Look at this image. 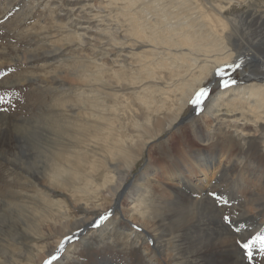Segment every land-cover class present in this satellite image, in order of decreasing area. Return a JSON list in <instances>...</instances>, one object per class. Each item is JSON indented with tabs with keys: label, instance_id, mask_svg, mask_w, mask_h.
<instances>
[{
	"label": "rangeland",
	"instance_id": "rangeland-1",
	"mask_svg": "<svg viewBox=\"0 0 264 264\" xmlns=\"http://www.w3.org/2000/svg\"><path fill=\"white\" fill-rule=\"evenodd\" d=\"M201 1L203 4L201 5L209 11L207 13H212L210 22L217 30L214 38L217 37L219 40L220 36V27L215 26L216 24L213 22L219 15L217 9L212 10L211 4L215 2L216 7H224L221 12L226 22L229 19L235 21L233 26L232 24L228 25L227 32L233 33L235 38L242 39L243 42L240 41L242 46L238 48L234 45V47L229 46L227 50L233 53L231 60H215L217 55L220 57L224 54L227 55L226 50L209 56L205 66L210 67L215 61L219 63L213 73L205 75L203 82H199L198 78L186 81V90L200 85L184 108L183 117L178 119L175 127H171L151 141L140 159L135 165H132L131 170L129 169V178L126 181L130 185L131 181H134L141 172L150 169L153 170V173L155 171L158 173L154 181L162 183L153 185L158 191L170 192L172 190L170 186L178 188L179 192L183 190L186 194L199 191L195 197L199 198L201 203L191 208L197 213L196 217L197 215L203 216L198 220H201L205 225L191 226L189 223L182 226L180 233L182 240L181 243L178 242L177 246V252L183 259L179 260L181 264H190L188 262L193 259L196 264H223L226 262L225 253L230 248L231 236L237 240L241 252L245 254L243 256L247 264H264V250L260 248L259 242L252 244L251 256H249V250L242 247L244 241L240 240L241 235H239L243 232L242 234L245 233L244 235L251 239L264 234V207L257 211L250 209L249 212L244 213L242 206L244 201L239 198V192L247 195L240 194L250 200L257 195H249L251 192L247 189L236 191L234 186L238 185L237 181L240 180V177L237 178L236 175L235 179L228 180L231 190L226 187L227 191H223L217 181L219 177L217 175L221 172L219 171L215 175L211 170L217 165L214 163L216 161L214 159L227 152L226 150L230 151L232 146H236L235 150H239L245 155L251 154L252 157L249 160L247 158L239 159V161H244L243 164L246 162L245 160H248L252 166H255L254 161L257 160L260 163L258 166L263 165L264 167V144H261V139L241 136L239 134H242L243 131L240 127L234 126V123L240 120L243 123H252L251 120H256L259 114H264L263 108L256 109L258 105L255 103L241 104L242 101H245L244 97H241L243 95L241 92H245L244 89L247 91L253 89L262 93L264 90V75L257 74V70L264 73V0ZM154 5L159 6L160 12H163V15L151 13L155 20L161 22L162 27L156 29L158 32L155 33L154 29L148 24L147 26L150 29L148 33L155 35L154 38L158 42L160 40L157 39V36L162 40L161 42L171 45L175 44L173 37H177L179 42L183 38H187L185 35L187 27L181 26L180 22L192 18L197 20L194 23L197 26L190 30L191 33L202 32L204 28L208 29V27L212 28L209 22L198 21L195 14L177 20L179 16L185 15V10H191L187 0H158ZM145 8L147 9L144 10ZM150 9V6L144 5V0H0V129L8 132L5 136L7 141L14 135L21 137L16 142H20L29 150V153L26 152L28 154L25 159L30 163L34 162L38 170L35 173L28 168L26 170L25 166L22 165L21 168L0 155V220H7V230L9 231L13 225H21L22 218L28 225L29 217L32 218V212L36 209L39 215L42 214L43 218H46L43 213L45 207L48 205L51 209L50 203L55 200L63 201L61 206H63L62 210L64 209L66 212L68 221L76 219L87 211L91 215L93 212L104 213L105 209L102 210L103 206L101 205H112L110 206L112 212L110 217L112 218L108 222V226L100 221L97 225H92V229L84 238L82 237L83 233L76 236L72 240L73 247L69 249V253L66 256H60V260L54 264H162V262L167 264L165 261L167 256L165 253H161L158 245L151 240L148 233L136 229L134 233H131L130 239L127 237V232L131 231H127L125 226L130 219L123 215L121 205L126 203L130 208L142 190L135 192L129 198L127 197L129 190H124L125 195L122 193L120 202L118 201V205H114L109 204L110 198L106 196V192L99 194L95 199L92 197L83 199L82 191L73 189L78 184L68 188L64 187V184L58 187L57 181H52L51 184L47 173L52 165L55 152L62 150L69 158L72 155L73 161H70L69 158H67L69 160L65 159L66 155H61L59 161L65 167L72 168L73 173L77 169L82 175L81 172L91 169L96 174L92 172L100 185L110 182L109 178L117 176L113 172L106 173L111 168H109V164H99L100 160L105 158L108 153L100 152L97 149L99 146H104V140L97 139L96 135L100 130L95 129V123H99L101 115L107 116V120L104 119L103 123L105 124L104 129L108 128L103 130L107 135L110 128L117 129L121 122L124 123L130 119L127 122L130 127H133L134 122H137L135 115H138L139 109L146 107L142 105L138 97L141 91L140 84L130 83L127 86L128 79L132 75L135 76L137 71L138 74L140 71H145L144 63L149 57L146 54L151 47L131 45L132 50L127 47L125 51L121 52L119 44L106 38L105 40L100 38V40L99 37L106 32L109 36L110 30L117 26L122 28V33H125L126 26L121 21L128 20V15L131 13L148 20L145 18V12ZM155 20L148 21L156 27L158 25L155 24ZM166 22H172L173 26V36L168 38L165 36V29L168 27ZM148 33L146 32V34ZM214 38L204 35L202 39L198 40L201 42V46L206 48V51H202L203 54H208L207 50L213 44ZM128 41L131 43L133 39L129 38ZM188 49L190 46H186V50L182 52L186 53ZM192 51L195 52L193 49ZM184 58L185 61L188 60L187 56ZM123 59L127 61L124 63ZM236 64H242V66L236 68L234 66ZM99 67H103L101 73L98 72ZM132 69L137 70L134 72ZM180 69L178 68V70ZM254 70L256 72H253ZM147 73V76H150V73ZM162 73L169 74L166 71H162ZM202 73L203 75L206 73L204 69ZM198 74H200L199 70L195 75ZM94 75L101 78V81H89ZM103 76L108 84L102 83ZM232 80H235L236 83L233 84ZM225 82H227V86ZM118 84L119 86H117ZM159 84L166 86L163 79H160ZM204 87H209L212 91L209 93L208 99L204 101L203 111L197 113L190 101ZM235 93L239 95H235ZM114 94H118L116 99L113 97ZM225 94H229L227 100L222 98ZM218 95L221 102H224L222 107H217L220 109L216 112L219 115H214V112L208 114L207 111H211V109L208 110L209 104H214V99ZM158 96L160 95L156 93L152 97L154 99ZM168 96L170 99L174 95L170 93ZM83 98L85 101L81 100ZM260 98L262 99V97ZM232 99L241 101H237L236 106H227V103ZM93 100L94 102L103 100L107 106L100 109L99 104H92ZM248 101L254 102L253 100ZM164 106H166V110L171 109V100L165 102ZM146 109L150 111L149 107ZM165 113L167 111H162L161 115H165ZM91 114L93 115L90 116ZM128 116L130 117L127 119ZM152 116H154L153 113ZM157 116L155 115V123L159 121ZM242 117H247V119L243 120ZM257 125L260 126L258 123ZM259 129L264 133L261 126ZM207 131L208 134L205 133ZM244 132H246L245 129ZM2 133L4 132H0V143L3 138ZM251 133L259 135L260 132ZM79 143H81L80 146ZM208 144H210V148H208ZM215 144L223 149L213 147L216 146ZM16 146V144H5L6 149H16ZM73 148H77V153H73L75 151ZM0 150L3 149L0 148ZM179 151L182 152L179 153ZM82 159L87 161L86 165L89 167L87 171L83 169ZM119 163L124 168V161L121 160ZM211 175H214L212 183L208 180ZM197 180H201V184H195L194 182ZM51 190L52 193H47ZM205 190L213 202L207 200L208 194L204 195ZM258 191L264 195V188L255 189L254 193ZM44 192L47 193L46 198L42 195ZM211 193L223 194L229 203L227 205L218 203L217 198L213 197ZM236 197L238 198L234 200ZM153 198L154 208L151 210H156L155 204L159 200L157 196ZM95 204H100V207L95 208ZM248 208L250 207L248 206ZM86 209L88 210L86 211ZM178 209L183 211L181 215L183 216L186 207L181 206ZM56 213L58 214V212ZM192 213L189 212L190 215ZM89 223L91 221L87 222V224ZM39 224L44 227L42 235L28 234V238L22 242L24 244L27 242L25 249L30 250L29 252L33 254L38 252L35 245H55L60 236L59 229L62 228L51 225L53 224L51 220H46L45 223L41 221ZM240 226L242 227L240 228ZM95 228L100 230L96 231ZM257 228L263 229V232L258 230L255 234L253 231ZM0 237V261H7V264H30L29 256L27 258L25 254H19L22 249L17 244L9 243L7 248L4 236L0 234ZM191 246L192 248L200 247V250L208 253L212 260L202 258L204 255L190 257L189 255L196 252H189ZM34 257L35 264H38V256ZM47 257L42 260V264Z\"/></svg>",
	"mask_w": 264,
	"mask_h": 264
},
{
	"label": "bare ground",
	"instance_id": "bare-ground-1",
	"mask_svg": "<svg viewBox=\"0 0 264 264\" xmlns=\"http://www.w3.org/2000/svg\"><path fill=\"white\" fill-rule=\"evenodd\" d=\"M137 1H139V0H137ZM157 1L158 0H144V5H147V7L148 6L151 7V9L148 12H145V18H147L149 21L155 20L153 18L154 16L151 13L163 15V12H160L161 9H159V6L154 5ZM187 1H189V3H190L191 10L190 11L185 10L184 11L185 15L179 16L177 18V20H179L181 17H190L188 15L195 14L196 17L198 18V21L209 22L211 24L212 28L208 27L207 24H205L206 27H208V29L204 28V30L202 32L197 31V32L191 33L190 30L194 29L197 26L196 24H194L195 22H197V20L195 18H192L190 20L180 22L181 26L187 27V29L185 30V35L187 36V38L185 37L179 42V39L177 37H173V41H175V44L171 45V44H166L164 42H161L162 40L157 36V39L160 40V42H158L154 38L155 35L148 33V31H150L148 26H150L152 29H154L155 30L154 32L157 33L158 30H156V29L162 27L160 21H158L157 19L155 20V24L158 25L155 27L152 24H150V22L148 20H145L144 18H141V17L131 13L128 15L129 16L128 20L121 21V22L125 23L124 24L126 26L124 29L125 33H122V28L117 26V28L110 30L111 32H109V36H108V32H106V34H102V36L99 37V39L104 38L103 40H105V38H106L108 40L114 41V43L119 44L121 52L125 51L127 47H130L132 50L133 47L131 45H133V46L143 45L144 47H151L149 49V51H147V54H146V55H149L148 60L144 63V67H145L146 72L143 70V71H140V74H138V71H137L135 76L132 75L131 78L128 79V85H127V86H129L130 83H135V85L137 83L140 84L141 91L139 92L138 97H139L142 105L145 106L146 108L149 107L150 111L147 110L146 108L139 109L138 115H135L137 118V122H134L133 127L128 126L129 124L127 123L130 120V119H128L131 116L130 115L127 117L128 121L126 120L124 123L121 122L118 125L117 129H115L114 127L110 128L107 135L104 134L103 130H106L108 128L104 129L105 124H103V123L105 122V120H107L108 117L104 116V114H103L100 116V120L98 121L99 123H97V122L95 123V129L97 128V130H100V132L96 135L97 139L98 140H101V139L104 140V146H99V147H97V149L100 152L106 151L108 153L107 155H105L106 157L103 158L102 160H100V163L98 161V163L100 165L109 164V168L110 167L111 168H110V170H107L106 173L113 172L117 176H113V177L109 178L111 180L110 182H105V183L100 185L99 182L97 181L96 177H95L96 174L91 169H89V171H87L89 167L86 165L87 161H83L84 159H82V161L84 163L82 162L81 164L83 165V169H85L87 172H81L82 173V175H81L80 172H78L76 169L75 172L73 173L72 168L70 169L68 167H65V165L61 164V161H59L61 159V155H66L65 153H63L64 151H62V150L55 152V156L53 157V162H52V165L50 166V170L47 171V173L49 174V177L51 179V184L53 183L52 181H57L58 187H60V185L64 184V187L68 188L71 185L78 184V186H75L73 189L76 188L77 191L81 190L83 199H87V197H92L95 199L98 197L99 194L106 192V196H109V198H110L109 204L116 205L118 203V201L120 200V197H121L124 190H129V192L127 193L128 198L132 197V195L135 192L142 190V192L138 194V197L135 199L134 204L130 208L127 207L126 203H123L121 205L122 206L121 208L123 209V215L125 217H127L128 219H130V221H128V223H126L127 224L126 226L129 229L125 226V229L127 231H131V232H127V234H128L127 237L130 239L131 233H134L136 229L148 233L150 235L151 240L154 243H156V245H158V248L160 249L161 253H165V255L167 256L168 261L165 260L167 264H181L179 260H183L181 258V256H179V253L177 252L178 242L181 243L180 241L182 240L181 235H180L182 226H186L189 223L191 226H194V225H196V226L197 225L198 226L203 225L204 226L205 225V223H202L201 220H198L199 217L201 219V217H203V216L197 215V217H196L197 213L194 212L193 208H191L192 206H196V205H199L198 203H201L199 198L195 197L196 194L199 193V191L196 190V191H194L193 194H186V193H184L183 190H182V192L181 191L179 192L177 190L178 188H176V187L173 188L171 186H170V188L172 190L170 192L158 191L156 188L153 187V185L154 184L159 185L162 183L154 181V179L157 177L158 173H157V171H155L153 173V170H150V169L148 171L141 172L135 178L134 181H131V184L129 185V183H127V181H126L127 178H129L128 177L129 171L131 170V167H133L132 165L133 164L135 165V163L143 155V153L145 152L146 148L151 143V141L156 139L157 137H159L163 133H165L171 127H175L178 119H181L183 117L182 113H183L184 108L187 106V104H188L189 100L191 99V97L193 96L195 90L200 85V84L198 86L196 85L195 87H191L190 89L186 90L185 89L186 81H190L191 78H198L199 82L202 81L205 78V75L207 76V75H210L211 73H213L216 65L219 63V62L215 61V63H213L212 66H210V67L205 66V64L208 62L209 56H212L213 54L218 53V51H225L226 50L228 53L227 55L224 54L222 57H220V55H217L218 57H216L215 60H218V59H220V60H224V59L231 60L233 57V53L230 52V50H227L229 48V46L234 45V46H237L236 48H238V47L242 46L241 42H243V40L240 39L239 37L235 38L233 33L227 32L228 25L232 24V26H233V23H235V21L231 20V19H229V20L226 19L228 22L227 23L223 19L224 16L222 15V12H221V9L224 8L223 6L216 7L214 5L215 2H214V4H211L213 6L212 10L217 9L218 14H219V15L216 14V15H218V18H216L213 21L216 24L215 26L220 27V29H219L220 36H219V40H218L217 37L214 38L217 30L214 27V25L210 22L211 17H212V13H207L209 11L206 10L202 6L203 4L201 3L202 2L201 0H195L193 2H192V0H187ZM146 9L147 8H145L144 10H146ZM147 24H148V26H147ZM166 24L168 25V27L165 29V34H166L165 36H166V38H168V37L173 36V33H172V27L173 26H172V22H166ZM124 25H123V27H124ZM146 29H148V30H146ZM145 30L148 34H146ZM76 33H77V31H76ZM204 35L214 38L213 44L210 45L209 49L207 50L208 54H203L204 52H202V51H206V48H203L201 46V42L198 41V40L202 39ZM80 37H81V35H80ZM129 38H132L133 42L128 43ZM96 40H97V38H96ZM117 44H116V47L118 46ZM173 46H174V48H173ZM186 46H190V49H188L187 52L184 53L182 51L186 50ZM191 48L193 50H195V52H193ZM185 56L188 57L187 61H185V58H184ZM124 58H127V57H124ZM123 60H124V63H125V61H127L125 59H123ZM241 66H242V64H241ZM102 68L103 67L98 68L99 73L102 72ZM178 68H181V69L178 70ZM203 69L206 72L204 75L202 73ZM263 69H264V65H263ZM136 70H133V71L136 72ZM198 70L200 71V74L195 75V73ZM162 71H166L169 74L168 75L163 74ZM147 72L150 73V76H147L148 75ZM253 72H256V70H254ZM257 74L258 75H264V73H262L259 70H257ZM160 79H163L166 82V86L159 84ZM125 80H126V78H125ZM89 81L98 82V81H101V78H99V77L97 78L96 75H94L91 77V79ZM106 81H107L106 78L103 76L102 77V83L108 84ZM124 83L127 84V82H124ZM117 86H119V84ZM244 90H245V92H241L243 94L241 97L242 98L244 97L245 101H242L241 104L242 105H249V104L255 103L256 105H258L257 106L258 108H256V109L263 108V110H264V90H263V93L257 92L256 90H253V89H250L248 91L246 89H244ZM125 91H127V90H125ZM156 93H158L160 96H158L157 98L154 97V99H153L152 96H154ZM170 93L173 94L174 96L169 99L168 95ZM122 94H123V92H122ZM162 95H164V96H162ZM235 95H239V94L235 93ZM245 95H248V97H245ZM117 96H118V94H114L113 97H115V99H116ZM260 97H262V99ZM222 98L227 100L229 98V94H225L224 96H222ZM81 100H84V98ZM169 100H171V109L166 110V106H164V103L168 102ZM248 100H253L254 102L248 101ZM237 101L240 102L241 100L232 99V100H230V102L227 103L228 104L227 106H229V105L230 106H236L237 104H235V103H237ZM213 103L214 104H209L208 110L211 109V111H209V112L207 111V113L213 114V112H214V115L215 114L219 115V113H216V112L220 111V109H217V107H222L224 102H221V98L218 95L215 97ZM92 104H99L101 107L100 109H103L107 106V105H105L106 102H104L103 100H101V102H99V101L94 102V100H93ZM162 111H167V113H165V115H161ZM152 113L154 116H152ZM227 113H229L228 110H227ZM92 115L93 114H91L90 116H92ZM155 115H158L157 117L159 120L156 123H155ZM225 116L227 117V115H225ZM242 118H243V120L247 119V117H242ZM251 121H252V123H243L240 120L239 122H235L234 126L240 127V129L243 131L242 134H239V135L250 137V138L256 137L257 139H261V141H262L261 144H264V133H262L261 130L259 129L260 126H261V128L264 129V114H259L257 116L256 120H251ZM257 123L260 126H258ZM124 124H126V125H124ZM244 129L246 130V132H244ZM2 130L3 129H0V132H4V133H2L3 138H2V141L0 143V146H1L0 148H2L3 150H0V155L3 158L11 161L12 163H14L18 166H21V168L23 165V166H25L24 168H26V170L28 168L31 171H33L34 173L36 171H38L36 169L33 161H31L33 163H30L29 160L27 161L25 159V158H27V154L29 153V150H27L24 146H22L20 144V142H16L18 139L20 140L21 137H16L14 135V136H11V139L9 141H7L5 136L8 134V132H6V130H4V131H2ZM64 132L66 133L65 130H64ZM251 132H260V133H259V135H254ZM205 133L208 134V131ZM89 138H91V136H89ZM79 142H81V140ZM5 144L6 145L16 144L17 148L16 149L15 148L14 149H12V148L6 149ZM80 144L81 143H79V146H80ZM215 145L216 146H213V147L223 149L218 144H215ZM208 148H210V144H208ZM76 149L73 148V150H75L73 152L74 154L77 153ZM235 149H236V146H232V149L230 151L226 150L227 152L222 153L221 155L216 157L214 159V160H216L214 163L217 165L215 168H213L211 170L214 171L215 175L217 174V172H219V171L221 172L219 175H217V176H219L217 178V181H218V183L221 186L223 191H227V188L230 189V187L228 186L229 185L228 184L229 179H230V181L232 179H235L234 178L235 175L237 178L240 177L239 178L240 180L237 181L238 185L234 186V189L236 191H238L239 189H247L251 192V194H249V195H253V194L257 195V197H253L254 199L252 198L251 199L252 201H251L249 198H245L242 196V195H245L244 193H242L241 191L239 192V195H238L239 198L243 199L242 201H244V203L242 205L244 207V213H246V211L249 212L250 209H256V211H257L258 209H261L264 207V195L262 193H259V191L254 193L255 189L260 190V189L264 188V167H263V165L258 166V165H260V163L257 160L254 161L255 166H252L250 164V162L248 161L252 157L251 154L248 156V155H245L243 152H239V150L236 151ZM26 152H28V153H26ZM181 152L182 151H179V153H181ZM39 153H42V152H39ZM98 154H100V153H98ZM47 157H48V155H47ZM64 157H65V159L69 158L68 155H66ZM71 157H72V155H71ZM71 157L69 159H71ZM74 157H75V155H74ZM240 158H247L248 160H245L246 162L243 164L242 162H244V161L243 160L239 161ZM69 159H67V160H69ZM62 160H64V159H62ZM121 160L124 161V163H123L124 168H122L120 166V165H122L119 163V161H121ZM70 161H73V160L71 159ZM256 162H258V163H256ZM150 166H153V165H150ZM31 171H30V173H32ZM37 173H39V172H37ZM43 174H45V173H43ZM205 174H209V173H205ZM32 175H33V173H32ZM44 177H45V175H44ZM213 177H214V175L209 176V179H208L209 182L212 183ZM200 182H201V180H197L194 183L199 185V184H201ZM202 188L203 187L201 186V189ZM52 192L53 191L51 190L47 193H52ZM39 193H38V195H39ZM47 193L44 192L42 194L44 198H46ZM123 194L125 195V193H123ZM207 194L208 193L205 190L204 195H207ZM240 194H242V195H240ZM155 196H157L159 201L156 202V204H155L156 210H151V208H154V198L153 197H155ZM245 196H247V195H245ZM237 198L238 197H236L234 200H236ZM207 200L210 202H213V199L211 198V196L209 194L207 196ZM62 203H63V201H58V202L56 200L54 202L51 201V203H50L51 209L48 205H46L45 212H43V213H45L46 218H43L42 214L39 215L36 211L37 209L34 210L32 212L33 220H32V218L29 217V223H27L28 225H26V221L22 218L21 220L23 221V223L21 225H19V224L13 225V227L10 231L7 230V226H8L7 220H5V219H3L2 221L0 220L1 221L0 234H2L4 236L3 237L4 242L6 243V245L5 244H3V245H5L7 247V246H9V243L17 244L18 247L20 249H22L21 252H19V254L20 255L25 254L27 258L29 256L28 260H30V262H29L30 264H35V262H36L35 257H34L35 255L38 256V260H37L38 264H40V263L42 264L43 263L42 260L46 256H48V257L44 261V264H48L49 261H51V264H54L53 260H51V257L57 255L58 252H61L60 245L62 243L64 244V249L61 252V256H66V254L69 253V249H71L73 247V244H71L72 240L75 239L76 236H78L79 234H82V233L84 234V236L82 235V237L84 238L85 235H87L89 233V230L92 229V225H97L100 222L99 217L103 216L107 212L111 211L110 206H112V205H106V204L104 205L103 204L101 206H103L102 210L105 209V212L104 213L99 212V214H97L96 212L95 213L93 212L92 215L87 211L88 209H86V211L88 213L85 212L83 215L78 216L76 219L68 221V218L65 215L66 212H64V209L62 210V207H63V206H61ZM250 203H252V204H250ZM99 205L100 204H95V206H96L95 208L100 207ZM181 206L186 207L185 214L183 216H181L183 211L181 209H178V207H181ZM248 206L250 208H248ZM56 212H58V214ZM189 212H193L194 214L192 213L190 215ZM187 213L189 215H186ZM64 215H65L66 219L64 218ZM111 218L112 217H109L107 220L103 221V223L108 226V222L111 221ZM45 219L51 220L53 223L51 225L62 227L61 229H59L60 236H59L58 240L56 241V244L53 246L52 245H43V246L35 245L36 248L38 249V252L36 254H33V253L29 252L30 250L28 251V249L27 250L25 249V245L27 246V242L25 244L22 242H24V240L26 238H28V234L29 235H32V234H37V235L41 234L42 235V233L44 232V227L42 224H39V222L43 221L45 223V221H46ZM255 219H257V218H255ZM197 220H198V222H197ZM88 221H91V223L87 224ZM195 221H196V223H195ZM51 225H50V228H52ZM243 226H246V225H243ZM48 227H49V224H48ZM241 227L242 226H240V228ZM94 230L99 231L100 229L95 228ZM258 230H259V228H257L253 232L256 234V232ZM193 231H194V229H193ZM261 231L263 232V229ZM100 232H102V231H100ZM57 233H59V232H57ZM242 233H239V235H243L245 237L247 236V235H244L245 233L244 234H242ZM219 235L221 236V234H219ZM36 244H38V243H36ZM182 247H184V246H182ZM7 248L5 249V251L7 250ZM189 248H191L189 250L190 253L192 251H196V252L192 253L191 255H189L190 257H192V256L193 257L194 256L195 257L196 256H203L204 255L202 258H207L206 260H212L211 256H209L208 253L200 250V247L199 248H192V246H191ZM240 248L241 247H239L237 240L234 239V237L232 238V236H231L230 248H228L227 252L225 253L226 262H224L223 264H247L245 261V258L243 256L245 254H243L241 252ZM251 249H252V247H251ZM242 250H243V248H242ZM179 251L181 252V250H179ZM202 253H204V254H202ZM9 254H11V253H9ZM32 254H33V256H32ZM184 254H185V252H184ZM186 256H188V255H186ZM183 258H184V256H183ZM16 261H17V259H16ZM188 263L196 264V261L193 259V260L189 261ZM0 264H7V261L2 260V261H0ZM162 264H164V263L162 262Z\"/></svg>",
	"mask_w": 264,
	"mask_h": 264
},
{
	"label": "snow or ice",
	"instance_id": "snow-or-ice-1",
	"mask_svg": "<svg viewBox=\"0 0 264 264\" xmlns=\"http://www.w3.org/2000/svg\"><path fill=\"white\" fill-rule=\"evenodd\" d=\"M236 68H240L241 67V64H236L234 65ZM232 83L235 84L236 81L235 80H232ZM225 85L227 86V82H225ZM211 88L209 87H204L202 89H200L196 95H195V98L193 100L190 101L191 104L194 105V111H197V113H199L200 111H203V104H204V101L208 99V95L209 93L211 92ZM211 195L213 197H216L217 198V202L218 203H222V204H225L227 205L229 203V201L227 199L224 198L223 194H217V193H211ZM112 215V212L109 211L107 212L105 215L103 216H100L99 217V220L100 221H105L107 220L110 216ZM236 215H239V213H236ZM240 240L241 241H244L243 244H242V247L244 249H247L249 250V256L251 255V246L253 243H256V242H259V245H260V248L262 250H264V234H261V235H257L255 236L254 238H247L243 235L240 236ZM64 249V244L62 243L60 245V250L61 252L63 251ZM61 252H58L57 255L55 256H52L51 257V260H56V261H59L60 260V256H61ZM48 264H51V261L48 262Z\"/></svg>",
	"mask_w": 264,
	"mask_h": 264
},
{
	"label": "water",
	"instance_id": "water-1",
	"mask_svg": "<svg viewBox=\"0 0 264 264\" xmlns=\"http://www.w3.org/2000/svg\"><path fill=\"white\" fill-rule=\"evenodd\" d=\"M53 262H56V260H53Z\"/></svg>",
	"mask_w": 264,
	"mask_h": 264
}]
</instances>
